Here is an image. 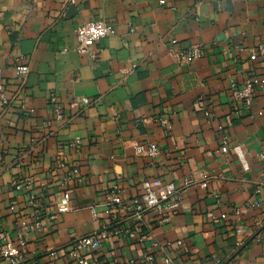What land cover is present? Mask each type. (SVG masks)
<instances>
[{"label":"crops","instance_id":"crops-1","mask_svg":"<svg viewBox=\"0 0 264 264\" xmlns=\"http://www.w3.org/2000/svg\"><path fill=\"white\" fill-rule=\"evenodd\" d=\"M99 20L116 33L80 54L78 28ZM262 44L264 0H0L10 100L0 112V234L24 236L35 264H75L69 247L101 229L111 192L131 201L160 180L180 190L179 210L163 225L147 217L138 240L104 244L92 264H141L150 252L177 264H264V53L250 59ZM198 45L204 54L188 65L171 57ZM247 80L257 81L249 107L231 89ZM83 98L92 105L77 114L70 103ZM224 136L247 170L221 152ZM151 143L157 157L136 153ZM200 174L206 183L185 187ZM26 180L29 189L13 184ZM64 192L70 211L51 221ZM128 214L115 217L132 225Z\"/></svg>","mask_w":264,"mask_h":264},{"label":"built area","instance_id":"built-area-1","mask_svg":"<svg viewBox=\"0 0 264 264\" xmlns=\"http://www.w3.org/2000/svg\"><path fill=\"white\" fill-rule=\"evenodd\" d=\"M115 29L105 21H91L84 23L77 30L78 46L77 51L80 54L90 53L95 44L109 36L115 34ZM177 41H173L176 44ZM264 53V44L259 45L258 50L253 52L250 56L251 60H255L257 55ZM204 54V48L200 45L191 46L187 49H173L171 50V57L175 63L179 65H188L193 61L201 58ZM136 67V66H135ZM29 72L28 66H20L17 68V74L20 79H24ZM257 81L247 80L241 87L235 82L231 84L234 96L241 100L247 107H249L255 98ZM50 102L57 105L54 108L55 114L59 119L62 118L63 106L57 104L56 96H50ZM10 105V100L7 97L4 87L0 83V112L4 113ZM92 105L88 98H83L81 101H73L70 107L77 114H82L88 107ZM164 125L167 121L162 122ZM75 145H80L81 140L76 139ZM230 151L240 159L244 169H248V163L240 146L230 147L228 137H222L221 152L228 154ZM136 153L139 155H147L155 158L159 155V148L155 143L148 146L139 145L136 147ZM264 158V157H263ZM75 175H81L79 169L74 170ZM207 176L193 175L185 179V187H191L198 183H206ZM83 181V178H79ZM18 190L29 189L31 184L29 181H15L13 183ZM180 190L172 183L162 182L160 180H146L143 183V193L131 201H125L123 198L113 191L107 197L103 207L108 213V218L102 224L101 229L94 235L78 237L69 247V256L75 264H92L95 254L101 250L104 244L113 241L114 239H121L126 241H135L140 238L143 233V226L147 217H153L161 225L170 221L172 215L179 210L181 201L179 198ZM70 194L64 192L62 194L58 211L50 217L51 221H55L59 214H65L70 211ZM31 203L38 207L39 203L35 196L31 197ZM118 211L131 214L132 225H121L117 220L116 213ZM239 213H237L238 215ZM243 231L237 230V234H242ZM157 244H154L156 247ZM27 240L24 236H20L15 243L7 234H0V260L3 264H35L30 261L26 255ZM60 251L53 250L49 252L51 259H58ZM136 262V261H131ZM141 264H177L171 256L159 255L158 252H150L144 254L139 260ZM218 263L220 261H217ZM41 264V263H39Z\"/></svg>","mask_w":264,"mask_h":264}]
</instances>
